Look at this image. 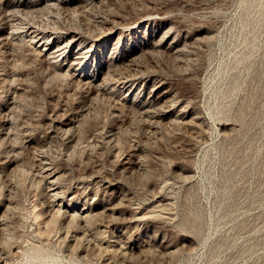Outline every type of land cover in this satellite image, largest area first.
Returning <instances> with one entry per match:
<instances>
[{
    "label": "rangeland",
    "instance_id": "obj_1",
    "mask_svg": "<svg viewBox=\"0 0 264 264\" xmlns=\"http://www.w3.org/2000/svg\"><path fill=\"white\" fill-rule=\"evenodd\" d=\"M0 264H264V0H0Z\"/></svg>",
    "mask_w": 264,
    "mask_h": 264
},
{
    "label": "bare ground",
    "instance_id": "obj_2",
    "mask_svg": "<svg viewBox=\"0 0 264 264\" xmlns=\"http://www.w3.org/2000/svg\"><path fill=\"white\" fill-rule=\"evenodd\" d=\"M76 38H78V37H76ZM80 39H81V38H80ZM56 51H57V50H56ZM56 51H55V52H56ZM53 52H54V51H53ZM56 53H57V52H56ZM54 54H55V53H54Z\"/></svg>",
    "mask_w": 264,
    "mask_h": 264
}]
</instances>
